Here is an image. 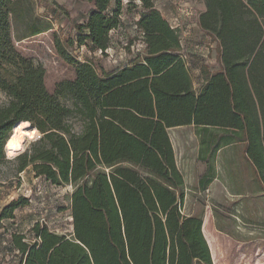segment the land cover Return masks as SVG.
<instances>
[{
  "label": "trees",
  "instance_id": "trees-1",
  "mask_svg": "<svg viewBox=\"0 0 264 264\" xmlns=\"http://www.w3.org/2000/svg\"><path fill=\"white\" fill-rule=\"evenodd\" d=\"M84 1L93 9L77 26L79 46L101 53L109 48L122 2L141 8L135 27L144 49L127 66L98 73L68 53L73 39H55V54L73 72L56 92L82 98L83 110L74 111L48 92L45 69L14 46V30L23 40L49 31L51 22L33 15L30 0H0V92L7 97L0 106V164L10 162L6 143L22 122L40 137L14 157L17 173L30 169L55 187L72 189V231L58 234L36 222L13 234V264H211L201 218L182 209L184 181L169 130L194 126L202 161L204 152L213 158L243 145L264 191V79L254 91L248 77L264 39V0H203L198 25L216 42L219 70L200 69L198 92L178 54L177 30L153 0ZM74 115L79 132L69 122ZM27 205L25 198L10 202L0 221Z\"/></svg>",
  "mask_w": 264,
  "mask_h": 264
},
{
  "label": "rangeland",
  "instance_id": "rangeland-1",
  "mask_svg": "<svg viewBox=\"0 0 264 264\" xmlns=\"http://www.w3.org/2000/svg\"><path fill=\"white\" fill-rule=\"evenodd\" d=\"M164 20L177 30L183 46V55L189 61L192 80L197 82L195 70L206 67L211 73L219 70L216 42L201 31L198 19L205 7L203 0H153ZM33 15L51 29L35 37L19 40L14 30V46L34 65H41L46 72L45 85L65 107L83 110L82 98L72 99L58 95L56 86L71 80L73 72L56 54L55 39H73L68 53L78 61H88L98 73L127 66L143 53L144 44L135 23L141 11L121 2V25L109 33V48L101 53L88 46L77 44V26L83 24L93 9L84 0H30ZM50 24V23H49ZM15 29V26H14ZM131 41L127 50L126 45ZM252 89L264 79V39L257 48L248 68ZM7 97L0 92V106ZM74 132H79V116L70 121ZM177 167L185 178V214L198 215L202 220L201 233L209 251L211 264H264V191L244 157L243 145L230 146L217 152L213 158L201 160L199 139L194 128L169 132ZM40 137V134H38ZM38 135L26 137L21 153ZM6 154V151H5ZM16 156V155H15ZM0 164V212L10 202L25 198L28 205L13 213V219L0 221V264H13L16 253L10 246L11 236L27 232L36 222L43 223L58 234L72 231L69 208L71 187H55L45 178L36 177L30 169L17 173L14 157ZM212 173V175H211ZM187 174V175H186ZM208 175L212 176L210 183Z\"/></svg>",
  "mask_w": 264,
  "mask_h": 264
},
{
  "label": "bare ground",
  "instance_id": "bare-ground-1",
  "mask_svg": "<svg viewBox=\"0 0 264 264\" xmlns=\"http://www.w3.org/2000/svg\"><path fill=\"white\" fill-rule=\"evenodd\" d=\"M38 134V131L33 127H28L22 122L17 123L14 126L13 131L6 143V154L8 158L13 157L15 155L17 156L21 153L22 143L23 141H25L26 137L31 138Z\"/></svg>",
  "mask_w": 264,
  "mask_h": 264
},
{
  "label": "crops",
  "instance_id": "crops-1",
  "mask_svg": "<svg viewBox=\"0 0 264 264\" xmlns=\"http://www.w3.org/2000/svg\"><path fill=\"white\" fill-rule=\"evenodd\" d=\"M195 72H196V74L199 75V79L197 80V82L193 81V87H194L195 91L198 92L201 89V87L203 86L204 83H203V78H202V75L200 73V70H195ZM187 128H194V126L177 127V128L170 129L169 132H174V135H176L175 133L178 130L187 129ZM194 130H195V128H194ZM195 133H196V131H195ZM169 135H170V133H169ZM170 140H171V136H170ZM236 146H240V144L239 145H236ZM227 148H229V147H227ZM227 148H225V149H227ZM243 149H244V146H243ZM199 150H200V148H199ZM183 180L185 181V178L184 177H183Z\"/></svg>",
  "mask_w": 264,
  "mask_h": 264
},
{
  "label": "built area",
  "instance_id": "built-area-1",
  "mask_svg": "<svg viewBox=\"0 0 264 264\" xmlns=\"http://www.w3.org/2000/svg\"><path fill=\"white\" fill-rule=\"evenodd\" d=\"M171 29H175L174 27L170 26ZM180 52L178 53L180 58L182 59V61L184 62L185 66L188 68L189 67V61L187 60V57L185 55H183L182 51H183V46L182 43L180 41ZM195 90V89H194Z\"/></svg>",
  "mask_w": 264,
  "mask_h": 264
}]
</instances>
